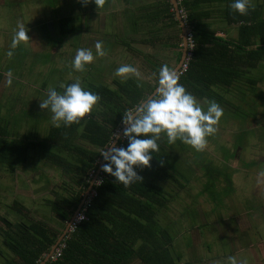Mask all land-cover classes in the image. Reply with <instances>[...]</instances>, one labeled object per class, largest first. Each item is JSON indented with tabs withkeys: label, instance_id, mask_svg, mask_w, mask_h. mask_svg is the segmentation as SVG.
Here are the masks:
<instances>
[{
	"label": "trees",
	"instance_id": "trees-1",
	"mask_svg": "<svg viewBox=\"0 0 264 264\" xmlns=\"http://www.w3.org/2000/svg\"><path fill=\"white\" fill-rule=\"evenodd\" d=\"M51 1L53 5L57 3L56 0ZM139 1L131 0L129 3V34L117 39L131 53L142 56L152 74L150 80L142 79L141 87L131 76L127 79L113 78L112 84L81 81L82 86L98 94L97 105L79 123L68 127L63 124L55 127L51 123L42 137L19 135L12 131L6 121L8 118L0 116V167L14 173L22 165H31L33 158L37 157L61 172L60 182L51 189V197L44 199V207L57 218L56 224L49 219L36 218L31 209L18 199L10 205L16 220L0 214L2 264H40L43 261L83 200L93 173L102 160L100 151L111 142L113 132L117 133L123 127L122 113L154 91L153 74L162 64L171 68L170 64L161 62L153 54L140 52L133 43L160 44L164 49L176 47L179 62L183 48L182 28L171 0ZM178 3L192 39L186 67L178 73L179 82L196 99L214 100L219 106L236 112L238 105L229 101L223 91L258 83V79L249 73L264 61L261 5L251 0L250 10L240 15L230 12V0H178ZM73 4L78 6L77 12L58 15L57 23L62 35L79 29L76 27L79 12L89 15L99 7L93 0H75ZM216 16L227 25L236 27L237 35L230 36L226 30L213 28L212 17ZM74 80L72 78L65 83ZM56 89L62 91L59 85ZM47 114L49 112L45 110V117H40V120L46 119ZM245 114L248 115L247 112ZM176 143L185 146L179 140ZM123 144L126 140H119L118 145ZM158 144L159 151L153 153L149 166H134L142 177L141 181L124 187L109 173L99 172L79 211L83 217L73 230L68 228L61 242L64 244L61 254L55 259L49 258L45 264H178V255L173 248L175 236L159 218V212L168 207L175 193L156 181L169 188L174 183L181 188L185 184L176 176L178 168L170 160L171 148L165 137Z\"/></svg>",
	"mask_w": 264,
	"mask_h": 264
},
{
	"label": "rangeland",
	"instance_id": "rangeland-1",
	"mask_svg": "<svg viewBox=\"0 0 264 264\" xmlns=\"http://www.w3.org/2000/svg\"><path fill=\"white\" fill-rule=\"evenodd\" d=\"M56 1L53 5L51 0H0V116L8 118L12 131L19 135H45L52 123L51 113L40 120L45 117V110L39 108V100L45 98L49 87L56 88L77 77L82 82L112 84L113 78H117L113 70L120 64L134 65L142 79L150 80L152 76L140 54L135 55L114 41L129 34L131 0H109L112 7L109 20H104L101 26V21L95 18L96 28L91 21L95 15L79 12L76 27L80 30L67 35L60 33L58 15L77 12L78 6H73L75 0ZM212 21L213 28L237 35L236 27L227 25L221 17H212ZM18 23L25 26L29 40L18 44L9 57L6 53ZM96 41L103 47L104 43L108 45L104 56L95 57ZM133 45L171 68L177 64L176 47L164 49L160 44L150 46L143 42ZM82 47L90 48L95 57L83 73L71 66L75 50ZM249 75L259 82L223 91L239 109L230 112L220 106L223 115L216 125L217 131L207 138L203 150L196 151L186 144L182 147L176 142L170 145V160L185 186L181 188L174 183L169 188L156 181L175 193L168 207L159 212V218L175 236L173 248L178 264H209L207 259L216 255L222 258L217 264H264V62L250 70ZM197 100L202 107L210 101ZM250 158L252 166L244 163L250 162ZM47 164L43 158L35 157L31 165H22L14 173L0 167V214L16 220L10 205L18 199L36 218L58 222L44 207V199L51 197V189L60 182L61 172ZM242 166L248 172H243L246 175L240 184L236 168ZM258 175L262 176L260 180Z\"/></svg>",
	"mask_w": 264,
	"mask_h": 264
},
{
	"label": "clouds",
	"instance_id": "clouds-1",
	"mask_svg": "<svg viewBox=\"0 0 264 264\" xmlns=\"http://www.w3.org/2000/svg\"><path fill=\"white\" fill-rule=\"evenodd\" d=\"M93 2L100 6L104 0ZM228 7L230 12L245 15L252 3L251 0H230ZM28 40L25 26L18 23L6 54L11 57L12 50ZM94 47L95 57L105 55L100 41H96ZM95 57L90 48H77L71 66L75 71L83 73L86 65L91 64ZM153 75L154 91L124 110L121 117L122 132H113L111 142L100 151L101 157L106 161L101 165V170L109 173L124 187L142 180L134 166H149L153 153L159 151L158 141L163 137H166L169 145L179 140L192 149L201 151L208 142L207 138L216 133V125L223 115V109L214 100L207 101L206 107H202L196 97L179 82L176 72L167 65L162 64ZM113 76L122 79L135 77L137 86H142L141 74L134 65L120 64L113 70ZM59 87L62 91L49 87L45 98L39 100V108L51 113V121L55 127L79 123L86 114L92 112L100 99L97 93L82 86L79 77L71 83H61ZM117 140H126V144L118 145L115 142Z\"/></svg>",
	"mask_w": 264,
	"mask_h": 264
},
{
	"label": "water",
	"instance_id": "water-1",
	"mask_svg": "<svg viewBox=\"0 0 264 264\" xmlns=\"http://www.w3.org/2000/svg\"><path fill=\"white\" fill-rule=\"evenodd\" d=\"M174 10H175V15L176 18L178 19L180 26L182 28V37H183V42H182V56L179 60V62L171 69L173 71L176 72V74L178 75L180 69L186 64V61L188 60V46H189V32H190V28L186 25V22L183 18V15L181 14V10L179 8V3L178 0H171ZM122 132V128L117 132V133H121ZM117 144L119 142V140L115 141ZM106 161L101 160L98 169L96 170L94 176L92 177V180L90 182V186L88 187V189L86 190V192L84 193V198L83 200L80 202L78 208L76 209V211L74 212L71 220L68 222L66 228L64 229V231L62 232V234L60 235V237L58 238L57 242L52 246L51 250L46 254V256L44 257L43 261L40 264H45L49 258L51 257V255L53 254V252L55 251V249L58 247V245L62 242V240L64 239L68 228L71 224V222L74 220V218L76 217V215L78 214V212L80 211L82 205L84 204L85 200H86V196L89 195L90 190L97 178V176L99 175V172L101 171V165L103 163H105Z\"/></svg>",
	"mask_w": 264,
	"mask_h": 264
},
{
	"label": "crops",
	"instance_id": "crops-1",
	"mask_svg": "<svg viewBox=\"0 0 264 264\" xmlns=\"http://www.w3.org/2000/svg\"><path fill=\"white\" fill-rule=\"evenodd\" d=\"M253 3H255V4H260L261 5V7H262V9H263V16H264V0H253ZM108 5L110 6V8L108 7ZM111 4L109 3V0H104V2H103V4L102 5H100L98 8H95L94 10H92L89 14H92V15H95V17L91 20L92 21V26L94 27V28H96L97 26H98V22L99 21H101V26H102V24H103V22H104V20H109L108 18H107V16L110 14V12H111ZM98 19V22L96 21V19ZM106 26L107 27H109V24H106ZM78 30H80V28L78 29ZM114 41L115 42H117V43H120L119 42V40L117 39V37L114 39ZM105 45V47H103V45H102V48L104 49V50H108L109 49V47H108V45L106 44V43H104ZM262 62H264V61H262ZM259 66V65H258ZM259 82V81H258ZM254 160V159H253ZM250 162H244L246 165L247 164H249V163H252L253 161H252V159L250 158V160H249ZM250 166H252L251 164H249ZM243 172H248V168L247 167H241L240 169H238V168H236V180L238 181V178H239V182H240V184H241V182L243 181V180H241L242 179V176H244V175H246L245 173H243ZM239 174V175H238ZM241 175V176H240ZM257 178H259V180L262 178V176L261 175H258L257 176ZM251 179H253V177H251ZM241 180V181H240ZM257 182H258V180H257ZM206 248H207V244H206ZM207 260H209V264H213V263H216L217 264V262L218 261H220V260H222V258L221 257H219V256H215V257H209Z\"/></svg>",
	"mask_w": 264,
	"mask_h": 264
},
{
	"label": "built area",
	"instance_id": "built-area-1",
	"mask_svg": "<svg viewBox=\"0 0 264 264\" xmlns=\"http://www.w3.org/2000/svg\"><path fill=\"white\" fill-rule=\"evenodd\" d=\"M188 39H189V45L192 46V39H191V33H190V32H189ZM185 67H186V64L181 68V70H182L183 68H185ZM181 70H180V72H181ZM101 173H102V172H101ZM99 180H100V179H99ZM91 192H95V191H91ZM91 195H92V193H91ZM81 217H83V214H82L81 212H79V213L76 215V217L74 218V220L71 222V224H70V226H69V230H73V229H74L76 223L79 221V219H80ZM63 246H64V244L61 243V244L55 249L54 253L51 255L50 258L55 259L57 256H59V255L61 254V248H62Z\"/></svg>",
	"mask_w": 264,
	"mask_h": 264
}]
</instances>
